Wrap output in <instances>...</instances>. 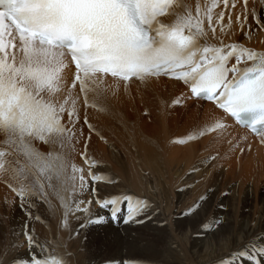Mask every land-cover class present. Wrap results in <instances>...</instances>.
<instances>
[{
	"label": "snow or ice",
	"instance_id": "1",
	"mask_svg": "<svg viewBox=\"0 0 264 264\" xmlns=\"http://www.w3.org/2000/svg\"><path fill=\"white\" fill-rule=\"evenodd\" d=\"M216 6V0L203 7L197 3L193 12L184 0H0V177L21 204L42 198L47 203L44 180L52 188L53 179L67 178L70 161L63 153L45 155L33 141L74 150L79 114L72 89L78 85L84 107L96 108L95 103L89 105L88 93L101 96L100 76L123 82L126 91L130 83L143 84L152 78L182 84L189 90L184 100L206 101L218 113L215 123L199 135L226 128L232 121L264 143V53L235 42L226 44L223 39L218 46L209 44L204 22L206 18L215 39L212 10ZM229 7L237 5L223 0V8ZM240 9L235 19L241 30L251 18L264 31V20L256 17L254 9L249 13L248 0H241ZM226 14L227 27L223 24ZM164 17L171 22L164 23ZM231 19L230 12L218 14L216 24L222 34L230 30ZM242 35L247 39L250 32L242 31ZM69 65L75 68L70 87L63 76ZM179 103L180 98L173 101V105ZM195 138L190 135L174 142ZM81 158L89 169L90 183L74 163L70 179L73 185L79 180L81 194L90 188L98 196V184L105 176L92 170L99 165L89 158L86 144ZM61 203L65 206L63 198ZM95 203L101 209L110 208L113 220L120 219L117 205L126 204L125 223L140 222L149 206L147 200L126 192ZM80 211L88 224L105 221L99 213L89 217L90 207L81 209L79 202L66 206L67 214ZM24 235L30 248L38 243L32 233ZM239 255H248L251 264H264L257 259L264 257V246L241 250ZM28 264L67 262L49 250Z\"/></svg>",
	"mask_w": 264,
	"mask_h": 264
},
{
	"label": "bare ground",
	"instance_id": "2",
	"mask_svg": "<svg viewBox=\"0 0 264 264\" xmlns=\"http://www.w3.org/2000/svg\"><path fill=\"white\" fill-rule=\"evenodd\" d=\"M212 2L213 0H184L185 4L192 7L193 12L197 3L203 7L211 5ZM252 2L253 0H248L249 12L255 6ZM216 3L217 6L212 10L213 23L217 28L215 39L207 28L206 18L204 22L205 30L208 31L207 42L218 46V41L223 39L226 44L235 42L252 51L264 53V31H255L253 38L251 34L247 39L242 35V31H251L255 21H248L243 30L236 23V15L241 11V0H229V5L235 3L237 7H229L228 10L223 8V0H216ZM260 4L263 9L264 0H259L258 5ZM221 11L230 12L232 17L230 30L223 34L219 30V24H216ZM162 20L164 23L171 22L169 17ZM228 23L226 14L223 24L227 27ZM74 73L75 70L69 65L63 72L65 82L74 76ZM99 80L109 85L124 87L123 82L117 84L110 76H100ZM137 82L139 81L130 83L133 85L132 90L134 89L136 95L145 98L144 107L154 110L156 118H141L138 117L140 115L126 112L130 134L126 135L124 127L123 130L120 129L116 120L117 126L99 116L93 117L91 124L83 125L79 120L78 142H74V150H62L59 144L43 146L39 140L36 142V148H39L36 150L40 153H63L70 161L67 178L61 181L53 179L52 188L47 187L48 181L44 180L45 195L52 205L49 215L43 217L47 223L41 217L34 220V215L29 219L21 214L22 228H18L20 225L17 226L16 223L13 224V216V230L9 232L11 228L1 229L0 235L3 239L0 244V256L6 261L4 264L9 261L13 264L14 260L28 264L31 258H43L49 250L52 254L63 257L67 264H251L249 256H240L239 252L264 246V143L246 128L228 121L226 128L213 131V134L226 136L228 139H234L238 135L237 140L250 141L249 146L239 149L235 146L221 148L216 145L219 148H211V145L206 143L207 140L176 146L173 136L186 139L185 135L192 126L196 125L200 133L215 123L218 113L214 106L205 101L184 100L183 97L189 94V90L182 84L177 86L166 78H152L145 82L143 87L135 85ZM124 95L121 96L124 98ZM177 98H180L177 105L180 110L176 109L179 110L176 111L178 115L172 110L171 114L175 112V116L170 119L167 118L170 116L164 117L163 109L166 104H173ZM96 121L99 123L94 124ZM108 138L115 139L117 151L104 146V141ZM2 139L0 136V140ZM226 139L223 141L226 142ZM217 140L216 137L215 143ZM219 140L221 141L220 137ZM85 144L89 158L99 165L92 170L105 176V180L98 184V196L93 194L90 188L81 194L79 180L73 185L70 179L73 175L71 164L74 163L83 169L86 180H89V169L81 158ZM196 167H199V170ZM76 175L78 177L79 173ZM215 181L219 185L213 186L215 189H209ZM1 184L0 182V210L4 206H10L12 201L10 193H6L10 192V189L8 188L9 191L5 194ZM2 191L9 199L3 196ZM125 192L149 202L146 214L139 217L140 222H124L123 217L128 212L124 203L117 205L120 217L117 220L112 219L110 208L101 209L95 203L98 198ZM204 192L205 197L199 200ZM61 198L65 201V206H62ZM74 201L79 202L81 209L90 207L87 213L89 217L95 218L99 213L104 215L105 221L99 225H91L87 223L82 211L67 214L66 206L73 205ZM50 217L55 220L52 221ZM2 218L6 219L5 223L9 221L8 217ZM26 231L32 233L38 241L32 248L26 243ZM10 240L14 241L10 245L11 251L5 252L4 247L9 245ZM257 259L264 261V257Z\"/></svg>",
	"mask_w": 264,
	"mask_h": 264
},
{
	"label": "rangeland",
	"instance_id": "3",
	"mask_svg": "<svg viewBox=\"0 0 264 264\" xmlns=\"http://www.w3.org/2000/svg\"><path fill=\"white\" fill-rule=\"evenodd\" d=\"M255 3H257V4H255ZM259 4V0H253V2H252V5H255L253 8H251V12H249V13H252V11H253V9L256 11L255 12V14H257V18L259 19V20H264V7H262L263 9H261L260 8V6H261V4L260 5H258ZM259 6V7H258ZM257 7H258V9H257ZM257 12H259V13H257ZM259 15V16H258ZM260 17V18H259ZM252 19L250 18V20L249 21H251ZM252 22V21H251ZM253 22H254V20H253ZM252 22V23H253ZM257 23V24H256ZM256 25V26H255ZM256 27V28H255ZM259 30H260V28H258V21H255L254 23H253V28L251 29V31H250V34L252 35V38H253V36H254V32L256 31V32H259ZM261 31V30H260ZM247 33H249V31L247 32ZM251 35H249V36H251ZM253 40V39H252ZM251 41V40H250ZM72 79H73V75L66 81V83L68 84V86L70 87L71 86V81H72ZM135 85H138V86H141V87H143L144 85H145V83H140V82H137V83H135ZM164 85L165 86H169L167 83H164ZM103 87V88H102ZM99 88H100V91H101V96L100 97H95L94 95H93V93H91V92H89L88 93V100H89V105H91L92 103H95L96 105H97V107L96 108H93V107H91V106H89V107H87V108H85L84 107V105H83V94H81L80 92H79V86L77 85V87L76 88H74V89H72V95H73V97L74 98H76V101H77V110H78V114H79V120H81V123H83V125L84 124H91L92 123V118L93 117H101V118H105V119H108L110 122V124H113V125H118L117 124V122L119 123V125H118V127L120 128V129H122L123 130V127H124V130L123 131H125L126 132V135H128V134H130V131H131V129H130V125H129V120L127 119V113L126 112H129V113H134L136 116H138V115H140V116H138V117H141V118H156V113H155V111L154 110H151V109H147V107L145 108L144 107V102H143V100L145 99V98H143L142 97V95H140V96H138V95H136V93L134 92V89L132 90V88H133V85H130L129 86V88L127 89V91L125 90V88L123 87V86H116V85H109L108 83H105V82H102V83H100L99 84ZM129 89H131V90H129ZM109 91V92H108ZM125 91H126V93H125ZM104 92V93H103ZM111 93V94H110ZM106 94V95H105ZM117 94H118V96H117ZM123 94H125L124 95V98H125V100H123L124 98H123V96H121V95H123ZM134 95V96H132V95ZM64 95H66V93H64ZM113 98H112V97ZM92 97V98H91ZM107 97V98H106ZM110 97V98H109ZM129 97H132L131 99L129 98ZM136 97V98H135ZM140 97V98H139ZM95 98H96V100H95ZM129 98V99H128ZM138 98V99H137ZM115 99H117L118 101H116ZM135 99V100H134ZM90 100H92V101H90ZM108 100V101H107ZM115 100V101H114ZM100 101V102H99ZM112 101V102H111ZM124 101V102H123ZM139 102V104H138V102ZM103 102V103H102ZM114 102V103H113ZM118 102V103H117ZM133 103V106H132V103ZM126 103H127V105H126ZM137 103V104H136ZM79 104V105H78ZM113 104H115V105H113ZM117 104V105H116ZM121 104V105H120ZM131 104V105H130ZM143 104V105H142ZM112 105V106H111ZM124 105V106H123ZM104 106H106V107H104ZM125 106H127V107H125ZM80 107V108H79ZM133 107H134V109H133ZM137 107V108H136ZM104 108H106V109H104ZM118 108V109H117ZM140 108V109H139ZM171 108V109H170ZM179 108V110H180V106H177V105H173L171 102L170 103H168V104H166V106L164 107V112H163V115H165L164 117H166V116H170V117H167L168 119H170V118H172L173 116H175V112L177 111L176 109H178ZM81 109V110H80ZM94 109H96V110H94ZM98 109H102V110H98ZM142 109H143V111H142ZM146 109H147V111H146ZM107 110V111H106ZM117 110H119V111H117ZM127 110V111H126ZM170 110V111H169ZM175 110V112H174V114H171L173 111ZM178 110V111H179ZM79 111H81V112H79ZM87 111V112H86ZM90 111V112H89ZM109 111H111V112H109ZM115 111H116V113H115ZM131 111V112H130ZM134 111V112H133ZM138 111V112H137ZM177 111V112H178ZM93 112H94V114H93ZM154 112V113H153ZM169 112V113H168ZM177 112H176V114H177ZM114 113V114H113ZM118 113H119V115H118ZM141 113V114H140ZM150 115H149V114ZM167 114V115H166ZM112 115H113V117H112ZM121 115V116H120ZM147 115V116H146ZM178 115V114H177ZM84 119H83V118ZM91 117V118H90ZM110 117V118H109ZM118 117H120V119L118 118ZM85 118L87 119V123H84V120H85ZM112 119V120H111ZM180 119V118H179ZM114 120V121H113ZM117 122H116V121ZM119 120V121H118ZM115 123H113V122ZM99 123V121H96L94 124H98ZM129 125V126H128ZM194 127H195V129H194ZM192 126L190 129H189V131L186 133V135L185 136H187V137H189L190 135H194V136H196V138L195 139H192L190 142L193 144V142H198V141H202V140H207V144L208 145H211L210 147L211 148H214V146H215V148H219V147H225V148H233L234 146L235 147H237V148H244V147H246V146H249V143H250V141H244V140H237V139H239V137H238V135H234L236 138H229V139H231V140H229L226 136H220V135H218V134H213V132L211 133V136H213L212 137V139H210L211 138V136L208 138L207 136H208V134H210V132L209 133H205L204 135H199V128H197L196 127V125L195 126ZM125 128H127V129H125ZM196 129H198V131L196 130ZM191 131V132H190ZM194 131V132H193ZM128 132V133H127ZM197 132V133H196ZM230 134V133H229ZM231 135V134H230ZM216 137H217V141H216V143H215V139H216ZM219 137H220V139H221V141L219 140ZM173 138V142L174 141H177V140H180V139H182V137L180 136H178V137H176V136H173L172 137ZM204 138V139H203ZM213 138H214V140H213ZM229 140V141H231V142H229L227 139ZM225 139H226V142H224L225 141ZM224 140V141H223ZM213 143H212V142ZM218 141H220V143L218 142ZM228 141V142H227ZM36 142H38V140H36V141H33V146L36 148ZM43 146L45 145V146H48L49 144H45V143H43V142H41V141H39ZM105 142V144H104V146L105 147H107L108 149H110L111 148V150L112 151H117V144H116V142H115V139H112V138H108L107 140H105L104 141ZM224 143V144H221V143ZM238 143V144H237ZM174 144L176 145V146H178V144L180 145V144H182V143H175L174 142ZM183 144H188V143H183ZM214 144V145H213ZM227 144H229V146H227ZM107 145V146H106ZM213 145V146H212ZM216 145H218V146H216ZM221 145V146H220ZM199 149H200V147H198ZM197 148V150H199ZM36 149H39V148H36ZM44 151V150H43ZM46 152L47 151H44V152H42V153H44L45 155H47L46 154ZM51 153H54V151L53 152H51ZM200 163H202V162H200ZM104 164V163H103ZM197 168V167H196ZM198 170H199V167L197 168ZM1 180H0V182L2 183L1 185L4 187L2 190H4V193L6 192V191H9L8 190V187H6L5 186V183H4V180H3V177H1L0 178ZM217 181H215V182H213L212 183V185L209 187V189H215V187H213V186H215V185H219V183L217 182ZM217 187V186H216ZM226 188V187H225ZM224 188V189H225ZM209 192L211 191V190H208ZM208 191H205V192H208ZM205 192H204V194L203 195H201V197H199L198 199L199 200H202L205 196L204 195H206L205 194ZM2 193H3V191H2ZM3 193V196H6L5 194L7 193H10V201H11V199H12V201H13V203H12V201H11V203H9L10 204V206L8 205V206H4L1 210H0V231H1V229L4 227L6 230L8 229H10L9 230V232L11 231V230H13V224H15L16 223V225L18 226V225H20V226H18V228L20 227V228H22L23 226H22V221L21 220H23V219H21V216L24 214V215H26L25 217H28L29 219H30V217L31 218H33L34 220H38V219H40V217L43 219V217L44 216H48L49 215V210L50 209H52V205H51V203H50V201L47 199V197H46V199H47V203H46V206H44L45 205V203L44 202H42V199H32L31 200V202H29V200H25V202L21 205V201H20V199L15 195V193H13L12 191H10V192H6L5 194ZM220 193V192H219ZM225 195V194H224ZM46 196V195H45ZM6 197H8V195L6 196ZM12 197V198H11ZM16 200V202H15V200ZM7 199H9V197L7 198ZM20 201V202H19ZM198 201V200H197ZM15 203H18V205L16 204L15 205ZM19 203H20V205H19ZM13 204V205H12ZM33 205H35V206H33ZM18 206V207H17ZM16 209H18V210H16ZM32 207H34V208H32ZM4 209V210H3ZM16 210V211H14V210ZM33 209V210H32ZM36 209H37V211H36ZM96 209H97V207H96ZM26 210V211H25ZM6 213H5V212ZM20 212V214H18L19 212ZM28 211V212H27ZM44 211H45V213H44ZM10 212V213H9ZM15 213V214H14ZM48 213V214H47ZM6 214V215H5ZM22 214V215H21ZM44 214V215H43ZM17 215V216H16ZM29 215V216H28ZM32 215H34L33 217H32ZM13 216H14V219H15V222L12 224L11 223V219L13 218ZM2 217H8L9 219H7V220H9L8 222H4L6 219H4V218H2ZM12 217V218H11ZM112 217V216H111ZM17 218V219H16ZM51 219H52V221H54L55 220V218L54 217H50ZM19 219V220H18ZM21 219V220H20ZM32 219V220H33ZM44 220V219H43ZM45 221V220H44ZM46 222V221H45ZM4 223V224H3ZM11 223V224H10ZM47 223V222H46ZM7 226V227H6ZM9 227V228H8ZM17 228V229H18ZM16 229V228H15ZM1 233V232H0ZM10 235V234H9ZM2 235H0V244L2 243ZM13 240H10L9 241V245H6V247H4V250H5V252H10L11 251V246L10 245H12L13 244ZM11 247V248H10ZM7 250V251H6ZM6 256V255H5ZM5 259V258H4ZM0 261H2V262H6V261H4V260H2V257L0 256ZM3 263V264H4ZM8 264H11V262L9 261V263Z\"/></svg>",
	"mask_w": 264,
	"mask_h": 264
}]
</instances>
